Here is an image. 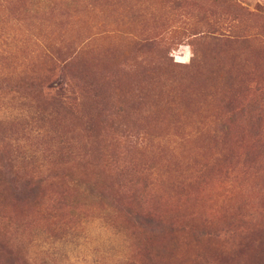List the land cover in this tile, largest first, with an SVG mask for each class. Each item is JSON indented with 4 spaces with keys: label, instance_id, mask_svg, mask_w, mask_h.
<instances>
[{
    "label": "rangeland",
    "instance_id": "obj_1",
    "mask_svg": "<svg viewBox=\"0 0 264 264\" xmlns=\"http://www.w3.org/2000/svg\"><path fill=\"white\" fill-rule=\"evenodd\" d=\"M0 264H264V0H0Z\"/></svg>",
    "mask_w": 264,
    "mask_h": 264
}]
</instances>
